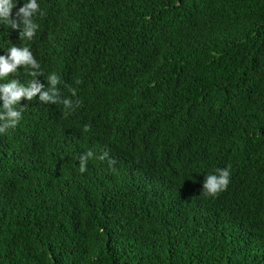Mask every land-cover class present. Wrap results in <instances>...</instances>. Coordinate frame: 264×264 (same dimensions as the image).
<instances>
[{
    "label": "trees",
    "instance_id": "1",
    "mask_svg": "<svg viewBox=\"0 0 264 264\" xmlns=\"http://www.w3.org/2000/svg\"><path fill=\"white\" fill-rule=\"evenodd\" d=\"M37 3L0 55L29 47L73 108L22 98L0 134V264H264V0Z\"/></svg>",
    "mask_w": 264,
    "mask_h": 264
},
{
    "label": "clouds",
    "instance_id": "2",
    "mask_svg": "<svg viewBox=\"0 0 264 264\" xmlns=\"http://www.w3.org/2000/svg\"><path fill=\"white\" fill-rule=\"evenodd\" d=\"M17 0H0V23L10 25L13 29H18L20 24L23 29L20 32V38L31 40L39 28V25L34 21L35 14L40 12V5L37 0H28L16 12L17 19H12V9L16 6ZM43 15V13H41ZM7 55H0V80L9 77L10 74L17 72L18 67H30L33 69L30 75L34 77L27 85L20 82L18 79H12L7 83L0 84V99L3 104L0 105V134L5 133L9 128H14L22 118L23 107L17 108L22 98L29 101L33 100L39 94V100L42 103H62L65 109L73 108V101L70 99L61 100L60 91L57 85L61 82L60 77L53 73L48 76L47 83L38 82L36 79L40 75V65L34 58V55L29 47L11 46L8 49ZM79 83V81H77ZM72 96L76 95L75 89H69ZM79 101H75V105H79ZM85 131H88V126H85ZM94 153L89 150L87 153L79 157V168L81 172L86 171V165ZM108 157L105 152L99 157L104 160ZM114 160H109V164H114ZM230 166L217 169L215 174H208L203 183V192L211 197L217 196L222 191L227 190L230 183Z\"/></svg>",
    "mask_w": 264,
    "mask_h": 264
}]
</instances>
